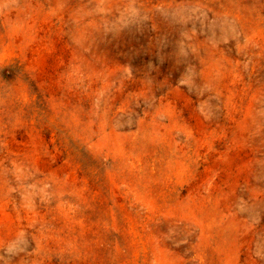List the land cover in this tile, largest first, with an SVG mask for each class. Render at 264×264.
Listing matches in <instances>:
<instances>
[{
	"label": "rangeland",
	"instance_id": "obj_1",
	"mask_svg": "<svg viewBox=\"0 0 264 264\" xmlns=\"http://www.w3.org/2000/svg\"><path fill=\"white\" fill-rule=\"evenodd\" d=\"M0 264H264V0H0Z\"/></svg>",
	"mask_w": 264,
	"mask_h": 264
}]
</instances>
